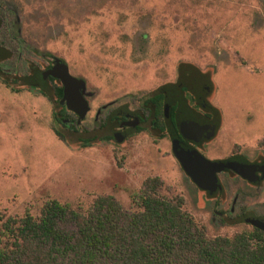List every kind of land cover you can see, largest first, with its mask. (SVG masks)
Listing matches in <instances>:
<instances>
[{"label":"rangeland","instance_id":"obj_1","mask_svg":"<svg viewBox=\"0 0 264 264\" xmlns=\"http://www.w3.org/2000/svg\"><path fill=\"white\" fill-rule=\"evenodd\" d=\"M0 44L11 51L6 72L45 69L57 58L85 81L90 109L77 124L96 129L110 109L142 111V97L176 82L179 65L207 72L209 105L220 112L219 128L199 150L209 158L241 153L264 157V0H0ZM52 87V83H50ZM196 113L213 110L197 105ZM62 105H65L60 100ZM66 106V105H65ZM58 110L39 89L9 87L0 78V213L38 217L49 199L87 212L100 196L112 195L131 212L142 210L139 194L148 177L162 183L164 197L180 196L183 208L210 236L252 230L246 222L216 223L213 208L229 207L240 192L245 206L264 214V183L250 186L232 173L219 176L221 192L198 188L174 156L168 133L149 127L121 140L89 146L55 129ZM69 110V109H68ZM98 112V113H97ZM69 110V118L76 117ZM264 179V178H263Z\"/></svg>","mask_w":264,"mask_h":264},{"label":"trees","instance_id":"obj_2","mask_svg":"<svg viewBox=\"0 0 264 264\" xmlns=\"http://www.w3.org/2000/svg\"><path fill=\"white\" fill-rule=\"evenodd\" d=\"M10 55L11 51L0 44V78L9 87L27 85L39 89L56 103L54 121L63 128L55 132L62 140L68 141L69 135L89 146L97 140L115 138L113 129L124 123L118 110L112 111L96 129L77 127L67 107L60 103L63 86L59 80L44 77L43 70L34 67L22 75L6 72L1 62ZM179 73L180 92L190 91L197 102L209 105L205 96V82L210 81L207 72L194 64L181 63ZM172 91L163 84L142 97L144 118L139 117L135 130L149 127L160 138L171 126L177 130L176 116L185 100L181 98L176 104L178 95ZM189 140L202 142L200 137ZM191 179L209 196L219 189V181L206 185ZM161 183L157 176L144 181L138 196L142 210L136 212L125 210L114 196L108 195L98 197L85 213L57 199L46 201L38 217L28 210L23 216L0 213V264H264V226L241 215H230L216 223L246 222L253 229L231 237L210 236L207 227L183 208L182 197L159 194Z\"/></svg>","mask_w":264,"mask_h":264},{"label":"water","instance_id":"obj_3","mask_svg":"<svg viewBox=\"0 0 264 264\" xmlns=\"http://www.w3.org/2000/svg\"><path fill=\"white\" fill-rule=\"evenodd\" d=\"M43 76H52L61 82L63 86V97L61 100L69 110L73 111L78 116V123H80L90 109L89 100L84 91V79L73 75L69 70L68 63L60 58H57L53 65L43 70ZM179 85L180 82L178 80L176 83H166L164 84V87L167 90L172 87L177 89ZM187 104L186 101L181 104V112L184 111V108L186 110ZM123 107L127 106L124 105ZM212 110H214L212 120H205L199 118L201 117L200 115H195L193 113L190 115L188 112L186 113L187 116L185 115L189 124L195 128L196 135L203 140L214 137L219 128L220 112L217 108ZM127 112L128 115L133 116L132 121L129 127L123 128L115 133V139L117 140H121L135 131L136 126L139 124V116L136 111L127 110ZM169 136L172 142L174 156L179 160L186 172L192 178L196 179L197 182L209 185L215 181H219L218 185L220 187L221 184L218 177L219 172L232 170L244 178H250L249 171L254 172L256 169V164L242 154L223 158H209L191 143L182 141L174 128L169 129ZM248 216V221L256 225L264 226V217H258L255 215Z\"/></svg>","mask_w":264,"mask_h":264},{"label":"flooded vegetation","instance_id":"obj_4","mask_svg":"<svg viewBox=\"0 0 264 264\" xmlns=\"http://www.w3.org/2000/svg\"><path fill=\"white\" fill-rule=\"evenodd\" d=\"M54 64V63H53ZM53 64H51V65H53ZM51 65H49V66H51ZM49 66H47V67H49ZM46 67V68H47ZM45 68V69H46ZM45 69H43V70H45ZM179 77H180V73H179V76H178V79H177V81L176 82H178V80H179ZM56 79V78H55ZM56 80H58V79H56ZM60 82V81H59ZM176 82H173V83H176ZM61 83V82H60ZM180 87V86H179ZM177 88V89H175L174 87H172V88H170L169 90H174V91H172L171 93H175L176 95H178V98H177V100L178 101H176V104H179V102H180V100H181V98L183 99L184 98V100L188 103V101H187V97H186V92H189V93H191L190 91H184V92H180V88ZM192 94V93H191ZM183 102L184 101H182V104H183ZM197 102V101H196ZM197 105H199L200 107H204V109H209V108H207L206 106H207V104L205 103V102H197ZM124 105H121V106H119V107H116V108H113V109H110L109 111H108V113L105 115V118L112 112V111H114V110H118L119 112H120V116L122 117H124V119H123V117L121 118V122H123L124 121V123H122L121 125H119V126H117V127H115L114 129H113V135L115 136L116 134L115 133H117V132H119L120 130H122L123 128H127V127H129V125H130V123H131V121H132V118H133V116H130V115H128V112H127V110H129L128 109V107H123ZM188 107V108H187ZM68 109V108H67ZM69 111V110H68ZM130 111H134V110H130ZM191 111V112H190ZM73 112V111H72ZM138 112V113H137ZM137 114H138V116L140 117V119H143L144 117H143V115H142V111L140 112V111H138L137 110ZM189 113L190 115H191V113H193V114H195V115H200L201 117H199V118H202V119H205V120H212L213 119V115L212 114H210L209 112H207V111H205V113H203L202 115L201 114H199V113H196L194 110H192V108H191V106L189 105V104H187V106H186V110H185V108H184V111H182V112H179V114H178V116H176V124H174V126L176 127V131H177V133H178V135H179V137H180V139L182 140V141H186V142H189V143H191L192 145H194L195 147H197L198 149H199V146L198 145H200L201 143H194V142H192V141H190L189 140V138H191V137H199V136H197L196 135V133H195V128L191 125V124H189V122H188V119H186V117H185V115H186V113ZM74 113V112H73ZM98 113V112H97ZM75 115V117H76V122L75 121H73V123L78 127V125L77 124H79L78 123V116L76 115V114H74ZM187 116V115H186ZM102 121H100L99 122V124L101 123ZM65 123L66 124H70V122L68 121H65ZM99 124H98V126H99ZM97 126V127H98ZM173 126H171L170 128H172ZM125 130V129H124ZM168 135H169V132H168ZM187 137V138H186ZM203 137V136H202ZM169 138H170V136H169ZM114 139V138H113ZM171 140V139H170ZM202 141H203V139H202ZM172 143V142H171ZM173 151V150H172ZM237 154H241V153H236V154H231V155H228V156H226V157H229V156H232V155H237ZM245 156V155H244ZM247 157V156H246ZM251 162H253V163H255L256 165H255V167H256V169L254 170V172H251V171H249V176H250V178H244V177H242L241 175H239L238 173H236V172H234V171H232V170H227V171H221V172H219L218 173V177L221 175V174H223V173H232V174H234V175H236V176H238L240 179H242L243 181H245L248 185H250V186H259L260 184H262V183H264V157H261V158H249V157H247ZM221 184V183H220ZM221 192V186L219 187V189H217V191L215 192V194L214 195H216V194H219ZM238 201H242V202H244L243 201V199H242V196H241V194H240V192H237V193H235V196H234V198H233V200H232V203H231V205L229 206V207H223V206H221L222 205V202L221 201H219V202H217L216 203V205H215V207L213 208V216H214V219L215 220H218V219H224L225 217H228V216H230V215H241V216H243L246 220H247V218H248V215H257L258 217H264V214H257V213H253L252 211H250L249 209H247V208H245V206H238ZM249 224H251V223H249Z\"/></svg>","mask_w":264,"mask_h":264}]
</instances>
